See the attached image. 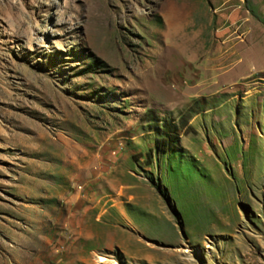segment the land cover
Wrapping results in <instances>:
<instances>
[{
  "label": "rangeland",
  "instance_id": "1",
  "mask_svg": "<svg viewBox=\"0 0 264 264\" xmlns=\"http://www.w3.org/2000/svg\"><path fill=\"white\" fill-rule=\"evenodd\" d=\"M0 264H264V0H0Z\"/></svg>",
  "mask_w": 264,
  "mask_h": 264
},
{
  "label": "trees",
  "instance_id": "2",
  "mask_svg": "<svg viewBox=\"0 0 264 264\" xmlns=\"http://www.w3.org/2000/svg\"><path fill=\"white\" fill-rule=\"evenodd\" d=\"M176 131H177V129H176V127H175V128H173L172 130H168V131H166V133H167L168 135H175ZM156 144L158 145V140L156 141Z\"/></svg>",
  "mask_w": 264,
  "mask_h": 264
}]
</instances>
